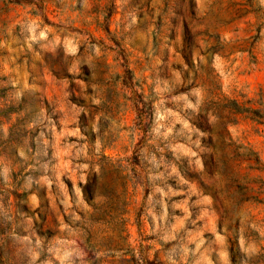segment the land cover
<instances>
[{"label": "rangeland", "instance_id": "1", "mask_svg": "<svg viewBox=\"0 0 264 264\" xmlns=\"http://www.w3.org/2000/svg\"><path fill=\"white\" fill-rule=\"evenodd\" d=\"M0 264H264V0H0Z\"/></svg>", "mask_w": 264, "mask_h": 264}]
</instances>
